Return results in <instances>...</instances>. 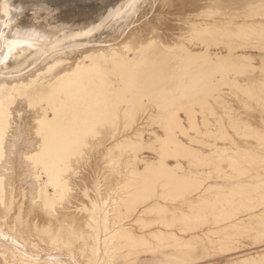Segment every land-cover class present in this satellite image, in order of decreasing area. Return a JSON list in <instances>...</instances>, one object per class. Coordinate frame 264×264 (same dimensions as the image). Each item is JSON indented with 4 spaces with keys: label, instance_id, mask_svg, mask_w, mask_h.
I'll use <instances>...</instances> for the list:
<instances>
[{
    "label": "bare ground",
    "instance_id": "obj_1",
    "mask_svg": "<svg viewBox=\"0 0 264 264\" xmlns=\"http://www.w3.org/2000/svg\"><path fill=\"white\" fill-rule=\"evenodd\" d=\"M229 95L264 106V0H0V264L264 250V120Z\"/></svg>",
    "mask_w": 264,
    "mask_h": 264
},
{
    "label": "rangeland",
    "instance_id": "obj_2",
    "mask_svg": "<svg viewBox=\"0 0 264 264\" xmlns=\"http://www.w3.org/2000/svg\"><path fill=\"white\" fill-rule=\"evenodd\" d=\"M199 45L200 44H198V46ZM211 50L212 51H217L214 48H212ZM224 50H225L224 48L220 49V51H222L223 53H226V51H224ZM248 53H250L253 56L257 57L258 59H256V62H258L257 64H260V60H259V56L261 55L260 52H258V51L257 52L256 51H250ZM257 79H258L257 77H254L253 81H256ZM258 89H260L259 86H258ZM226 90H229V89L226 88ZM229 96L231 97V99L230 98H225L224 100H227L228 104L232 108V115L235 118L249 119L255 125L262 124V120H264V106H262V105H260L258 103H253L252 108L249 110L248 108L243 107L241 105L240 101L237 98H234L231 95H229ZM219 113H223L221 109H219ZM153 121L154 122L153 123L151 122V125L148 127V130H147L146 136H145L146 137V142H148V144H150L152 142L156 144V141L159 138V136L163 135V131L158 126L157 119H154ZM226 123L228 124V119H226ZM232 134L234 135L235 140H236L238 145H240L242 147H246V148H253L255 151H261L262 150L260 148V145H258L257 143H255V142H251V143L246 142L244 140H241V138L238 137V134H236L234 132H232ZM185 141H188V139H185ZM222 144L228 146L229 149L233 148V145H231L230 143H222ZM156 154H157L156 152H148V151H146L141 156L149 155L150 157H148V158H154V157L157 156ZM185 165L187 166L188 164L185 163ZM258 181H259V179L258 180H252L250 182L251 183H256ZM212 182L215 185H224L226 187H230L232 185L237 184V181L226 177L225 174H219V173H215L214 174V178H213ZM249 256H253L254 260L257 262V264H264V250H263V248H256V247H254L252 245L248 249V251L244 254L243 264H253L252 261L251 262L248 261L247 258ZM162 258H163V255H162V253L160 251H142V250H140V252L138 253L137 257L134 260V264H139V263L140 264H156ZM146 261L147 262L149 261V262L147 263ZM214 262H215V264H229L228 259L225 258V257H219V258H217V259H215L213 261H212V259H211V261L208 260L206 264H210V263H214ZM232 262L233 263H231V264H238L237 260H232ZM161 264H164V263L161 262Z\"/></svg>",
    "mask_w": 264,
    "mask_h": 264
}]
</instances>
